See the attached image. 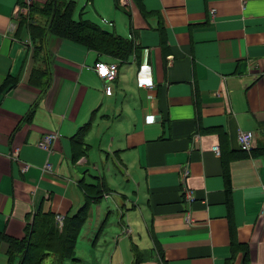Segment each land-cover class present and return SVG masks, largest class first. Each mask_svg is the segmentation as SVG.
Returning a JSON list of instances; mask_svg holds the SVG:
<instances>
[{"label":"crops","instance_id":"crops-1","mask_svg":"<svg viewBox=\"0 0 264 264\" xmlns=\"http://www.w3.org/2000/svg\"><path fill=\"white\" fill-rule=\"evenodd\" d=\"M69 1L135 49L42 48L0 0V264L39 215L87 204L74 256L44 264H264V0Z\"/></svg>","mask_w":264,"mask_h":264},{"label":"trees","instance_id":"trees-1","mask_svg":"<svg viewBox=\"0 0 264 264\" xmlns=\"http://www.w3.org/2000/svg\"><path fill=\"white\" fill-rule=\"evenodd\" d=\"M76 11V3L69 0H47L44 4L34 1L29 17L20 21V28L25 26L33 42L40 41L42 48L46 45L47 36L52 34L81 44L101 56L122 62L128 60L135 49L132 42L104 31L91 21L76 19ZM38 18L45 20V24H41ZM6 87L4 84L0 88ZM103 192L104 188L96 192L95 197ZM87 216L88 204L75 218H65L63 229H59L54 215H39L23 240L8 239L12 264L17 259H20L19 264H44L52 254L60 260L71 259Z\"/></svg>","mask_w":264,"mask_h":264},{"label":"built area","instance_id":"built-area-1","mask_svg":"<svg viewBox=\"0 0 264 264\" xmlns=\"http://www.w3.org/2000/svg\"><path fill=\"white\" fill-rule=\"evenodd\" d=\"M35 0H22V4L19 7L18 15L26 16L29 17L30 15V7L33 5ZM130 0H121L120 3L124 6L126 5L128 7V3ZM118 63L116 62H104V61H99L95 65V71L98 74V76L103 79L104 81L107 82H112L115 81L118 77ZM58 139V134L57 133H49L44 135L40 142L39 146L44 148V149H49L51 145L53 144L54 141ZM237 141L239 148L242 152L245 153H251L254 149V132L252 131H244V130H239L237 134ZM215 150H219V148H215ZM13 156L16 157L18 155L17 150L13 152ZM188 175V171H186L182 177H186ZM193 196L191 194L188 195V200L191 201L193 200ZM55 221L56 225L58 226L59 229H63L64 227V222H65V216L62 214H57L55 216ZM189 221H192V219L189 218Z\"/></svg>","mask_w":264,"mask_h":264}]
</instances>
